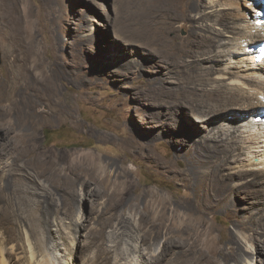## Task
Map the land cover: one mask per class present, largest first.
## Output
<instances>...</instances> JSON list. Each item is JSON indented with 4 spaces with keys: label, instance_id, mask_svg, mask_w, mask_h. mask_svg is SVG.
I'll use <instances>...</instances> for the list:
<instances>
[{
    "label": "bare ground",
    "instance_id": "bare-ground-1",
    "mask_svg": "<svg viewBox=\"0 0 264 264\" xmlns=\"http://www.w3.org/2000/svg\"><path fill=\"white\" fill-rule=\"evenodd\" d=\"M252 1L255 6L241 24L231 0H129L123 26L135 44L139 41L143 48L156 51L167 66L168 71L162 72V95L174 100L177 115H196L208 132L200 144L189 137L193 147L186 148L188 167L174 172L190 191L180 209L168 215L167 199H149L145 194V205L138 213L129 198L135 189L132 181L120 190L106 172L99 173L95 162L85 169L77 163L59 168L30 144L38 136L24 132L17 135L22 144L15 145L10 179L5 186L0 182V229L5 234L0 235V264H80V254L85 255L82 264H227L229 254L233 264H253L256 255H264V61L257 62L254 52V46L264 41L259 16L264 0ZM180 26L188 28L187 37H179ZM31 57H17L24 69L8 74L13 89L32 79ZM228 102L232 105L224 108ZM228 113L231 119L224 120ZM4 167L0 162V175ZM31 167L38 178H44L43 186L55 188L73 205L92 198L101 224L94 226L80 214L74 225L87 230L83 239L66 221L61 222L67 230L63 231L54 220L59 231L54 238L43 226L36 237L33 230L18 225L14 200H24L18 193L29 186L26 178ZM123 171L129 178L130 171ZM92 176L101 177L103 191L86 180ZM236 199L249 206L245 213ZM220 213L231 218L225 245L219 238L221 230L211 222ZM120 215L129 222L131 234L119 242L120 230L107 232L106 226ZM177 235L181 244L174 240ZM7 241L17 244L8 248Z\"/></svg>",
    "mask_w": 264,
    "mask_h": 264
},
{
    "label": "rangeland",
    "instance_id": "rangeland-1",
    "mask_svg": "<svg viewBox=\"0 0 264 264\" xmlns=\"http://www.w3.org/2000/svg\"><path fill=\"white\" fill-rule=\"evenodd\" d=\"M231 2L236 7L237 22L245 23L247 12L251 14L255 3ZM128 3L129 0H0V162L7 167L0 175L3 186L10 179V167L14 169L10 164L15 163V145L22 144L17 135L29 132L39 138L30 144L59 168L77 163L85 169L96 163L99 173L106 172L122 191L132 181L135 189L129 198L138 213L145 205V194L149 199H167L168 215L180 209V203L190 196L174 172L188 167L185 152L187 147H193L189 137H195L200 144L208 132L200 127L196 115H177L174 100L162 95V72L168 71L167 66L156 51L132 41L129 29L122 23ZM178 33L179 37H187L189 30L180 26ZM24 54L32 55L35 62L32 76L27 74L32 79L26 86L13 89L8 74L24 69L16 61ZM224 104V108L232 105ZM223 119H231L230 113ZM125 169L130 171L129 178L123 173ZM28 171L29 186H22L18 193L24 200H14L18 225L33 230L36 237L43 226L54 238L59 233L55 221H66L73 223L72 232L83 239L87 230L74 225L80 214L90 218L94 226L101 224L92 198L73 205L55 188L43 186L45 180L34 174V167ZM86 180H91L92 188L98 192L104 190L101 177ZM236 202L242 213L248 210L245 202ZM230 220L222 213L211 218L221 230L218 234L224 245L228 230L232 229ZM116 227L121 232L116 237L119 242L131 234L130 224L122 215L108 223L106 230ZM62 228L66 230L63 225ZM2 234L0 229V235L5 237ZM181 238L177 235L174 240L181 244ZM6 243L8 248L17 244ZM83 256L80 254L77 259L80 264ZM230 256L227 264L234 263ZM255 258L253 264L264 262L263 254Z\"/></svg>",
    "mask_w": 264,
    "mask_h": 264
},
{
    "label": "water",
    "instance_id": "water-1",
    "mask_svg": "<svg viewBox=\"0 0 264 264\" xmlns=\"http://www.w3.org/2000/svg\"><path fill=\"white\" fill-rule=\"evenodd\" d=\"M2 63H3V55H2V53L0 52V66L2 65Z\"/></svg>",
    "mask_w": 264,
    "mask_h": 264
},
{
    "label": "trees",
    "instance_id": "trees-1",
    "mask_svg": "<svg viewBox=\"0 0 264 264\" xmlns=\"http://www.w3.org/2000/svg\"><path fill=\"white\" fill-rule=\"evenodd\" d=\"M48 134H49L48 131H46V136H48Z\"/></svg>",
    "mask_w": 264,
    "mask_h": 264
}]
</instances>
